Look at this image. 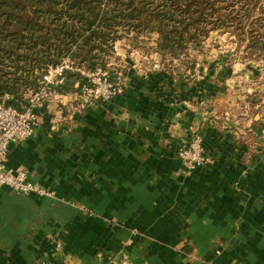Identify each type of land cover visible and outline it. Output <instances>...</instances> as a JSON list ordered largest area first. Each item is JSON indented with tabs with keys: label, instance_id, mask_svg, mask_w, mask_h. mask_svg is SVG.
Instances as JSON below:
<instances>
[{
	"label": "crops",
	"instance_id": "1",
	"mask_svg": "<svg viewBox=\"0 0 264 264\" xmlns=\"http://www.w3.org/2000/svg\"><path fill=\"white\" fill-rule=\"evenodd\" d=\"M131 50L115 43L121 94L83 105L75 83L10 145L6 166L51 196L0 187V264H264L259 116L237 124L229 80L191 86ZM194 131L210 161L186 170Z\"/></svg>",
	"mask_w": 264,
	"mask_h": 264
},
{
	"label": "trees",
	"instance_id": "2",
	"mask_svg": "<svg viewBox=\"0 0 264 264\" xmlns=\"http://www.w3.org/2000/svg\"><path fill=\"white\" fill-rule=\"evenodd\" d=\"M206 6L199 0H0V95L23 107L26 93L65 56L71 68L56 92H70L75 83L79 91L86 71L112 68L115 43L127 33L133 47L134 38L156 34L153 49L178 56L187 40L194 42L191 28ZM109 77L117 74L109 71Z\"/></svg>",
	"mask_w": 264,
	"mask_h": 264
},
{
	"label": "rangeland",
	"instance_id": "3",
	"mask_svg": "<svg viewBox=\"0 0 264 264\" xmlns=\"http://www.w3.org/2000/svg\"><path fill=\"white\" fill-rule=\"evenodd\" d=\"M199 1L207 6L201 23L191 28V33L197 36L194 42L186 41L178 56H163L156 52L153 49L156 34H142L141 40L134 38L136 47L127 41L133 36L131 33L117 41L130 46L131 62L136 63V68L147 70L157 64L174 77L187 78L191 86L199 81L216 79L224 88L225 81L229 80L231 86L227 87L234 88L238 96L237 124L243 126L244 115L251 119L259 116L255 126L261 128L256 129L254 135L261 142L260 132L264 128V0ZM195 26L199 29L195 30ZM111 62L114 64L108 66L112 68H105L108 74L121 69L122 63L115 52ZM234 129L237 132L238 129Z\"/></svg>",
	"mask_w": 264,
	"mask_h": 264
},
{
	"label": "built area",
	"instance_id": "4",
	"mask_svg": "<svg viewBox=\"0 0 264 264\" xmlns=\"http://www.w3.org/2000/svg\"><path fill=\"white\" fill-rule=\"evenodd\" d=\"M70 68L67 56L57 64L49 66L41 76L37 88L26 93V103L21 108L7 104V94L0 95V187L11 188L27 196H51L48 189L28 178L26 170L8 168L6 161L11 144L23 142L34 134L42 117V105L57 95L55 88L65 82V70ZM85 77L86 82L78 92L83 105L106 102L123 92L121 78L111 79L107 69L100 66L86 71ZM260 138L264 146V128L260 132ZM178 156L186 170L203 167L210 161L199 131H194L188 136L180 147Z\"/></svg>",
	"mask_w": 264,
	"mask_h": 264
}]
</instances>
